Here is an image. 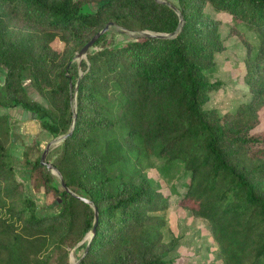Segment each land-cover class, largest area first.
Returning <instances> with one entry per match:
<instances>
[{
    "label": "trees",
    "instance_id": "1",
    "mask_svg": "<svg viewBox=\"0 0 264 264\" xmlns=\"http://www.w3.org/2000/svg\"><path fill=\"white\" fill-rule=\"evenodd\" d=\"M87 1L4 0L14 18L39 29L25 42L0 36L6 91L20 88L21 71L29 70L53 108L35 101L23 107L53 138L70 129L77 84L75 124L54 166L68 189L98 210L95 234L78 264H171L175 242L164 237L162 193L143 174L138 181L108 174L136 149L185 163L190 182L178 203L207 221L220 264H264V136L254 131L264 107V0H177L179 14L156 0H101L84 11ZM206 7L230 17L229 33L255 36L257 50L247 45L244 58L250 98L231 112L203 107L221 85L206 70L224 48L220 22ZM130 19L137 32L121 43L102 44L101 35L81 61L80 77L73 78V54L51 46L71 37L79 51L96 33L81 38V32L108 22L131 28ZM139 31L176 32L157 38ZM112 108L127 126L120 140L101 135L118 122ZM9 117L0 114V264H48L49 244L65 259L93 228V206L54 187V176L37 160L32 187L56 193L61 208L35 213L9 160Z\"/></svg>",
    "mask_w": 264,
    "mask_h": 264
},
{
    "label": "rangeland",
    "instance_id": "2",
    "mask_svg": "<svg viewBox=\"0 0 264 264\" xmlns=\"http://www.w3.org/2000/svg\"><path fill=\"white\" fill-rule=\"evenodd\" d=\"M165 1L174 6L177 5V0ZM101 2V0H89L86 2L83 10L96 9ZM206 8L220 22L219 36L224 38V48L215 55V66L206 70L210 79L212 81L218 80L221 85L217 90L209 94L203 107L216 108L220 113L231 112L240 103L247 102L250 98L244 78V58L247 55V45L252 47V53L257 50L256 41H254L255 36L252 32H249L245 38L229 33L233 25L230 17L226 13L215 12L211 11L209 7ZM128 25L131 28L115 24L110 25L107 31L104 32L106 34L101 43H121L122 41L130 39L137 32L134 29L136 23L133 19H130ZM104 26L101 25L92 31V33L85 34L81 32L80 37L91 36ZM38 29V27L23 19L14 18L9 10V5L4 0H0L1 37L5 40L14 41L15 43L25 42L27 39H33L35 31ZM78 45L71 37L68 41H62L56 38L51 43L52 48L58 52L63 53V51H66V55L73 54V58L69 63L72 66L77 65L72 69L73 78L76 77L77 73L80 77V73H82L80 63L86 59L87 55L81 59L75 57L79 49ZM7 72L6 64L0 63V102H11L17 99L21 103L15 107L0 106V114L9 115V111L12 108H16L21 113L26 110L23 104L27 101H35L47 108H53V105L50 104L46 95L35 88L33 78L27 69L21 71L20 88L18 87L12 94H9L4 87ZM76 85L72 98V109L74 110ZM110 115L117 118L118 122L111 129L103 131L101 135L117 137L120 140L127 126L120 117V114L117 113V109L112 108ZM259 115V123L254 131L264 136V107L261 109ZM9 125L11 132V141L8 146L9 160L13 166L15 176L21 185L22 194L32 202L33 205L31 207H33L37 214L59 210L61 208L59 196L52 191L34 190L30 176L34 170V164L37 160L40 162L44 149L53 137L41 127L37 118H29L22 121L10 116ZM62 141L50 145L45 162L54 165L62 153ZM41 165L45 166L44 164ZM50 172L54 176L52 181L53 186L56 188L59 187L60 180L58 175L53 171ZM108 174L113 178L120 176L124 179H133L136 181L143 174L148 178L152 186L162 193L164 202L167 204L166 213H169L168 224L163 229L164 237L166 240L170 239L175 242L168 255L171 264L221 263L218 259L217 249L210 235L207 221L201 217L194 216L188 207L181 206L178 203L190 182V170L186 168L182 160L167 161L164 157L156 153L146 154L142 150L136 149L126 155L122 161L112 165L109 168ZM112 190H114V187H112ZM88 234L69 251L65 259H61L53 244H49L47 250H45L48 264H73V262L83 255L88 246Z\"/></svg>",
    "mask_w": 264,
    "mask_h": 264
},
{
    "label": "water",
    "instance_id": "3",
    "mask_svg": "<svg viewBox=\"0 0 264 264\" xmlns=\"http://www.w3.org/2000/svg\"><path fill=\"white\" fill-rule=\"evenodd\" d=\"M158 2H162V3H165L167 4L169 7H171L172 9H174L178 14V10L177 8L165 1V0H156ZM181 23H182V18L180 17L179 19V24H178V27H177V30L179 29V27L181 26ZM112 25L111 22H108L103 28H101L99 31H97L81 48L80 50L76 53V58L77 59H81L83 56H85L87 54V51L88 49L94 44V42L104 33L107 31L108 27ZM176 32V31H175ZM175 32L173 33H151V32H147V31H139L138 34L141 35V36H151V37H157V38H167V37H170L172 36L173 34H175ZM9 115L16 118V119H19V120H26V119H29V118H34L35 117V114L32 113L31 111L29 110H25V111H22L21 113H19L17 111L16 108H12L10 109L9 111ZM75 119H76V114H75V110L73 109V115H72V124L70 126V129L69 131L66 133V134H63L59 137H56V138H53L46 146V148L44 149L42 155H41V158H40V163L41 164H44L46 166V168L49 170V171H53L55 172L58 177H59V180H60V185L62 186V188L70 193L71 195H73L75 198H78L80 200H82L83 202L89 204L90 206H93V209H94V218H95V222H94V226L93 228L91 229L90 231V234H89V241L91 240V238L93 237V235L95 234V231H96V223H97V218H98V210L97 208L92 204V201L89 200L88 198H85L83 196H80L72 191H70V189H68V187L65 185L62 177H61V174L58 172V170L55 168V166L51 163H48V162H45V157H46V154L48 152V149L50 147L51 144L53 143H56L58 141H62V140H65L68 136H70V134L72 133V129L74 127V124H75ZM88 247V246H87ZM85 249L83 255L78 259L76 260L75 262H73V264H78L82 258L84 257V255L87 253V248Z\"/></svg>",
    "mask_w": 264,
    "mask_h": 264
},
{
    "label": "crops",
    "instance_id": "4",
    "mask_svg": "<svg viewBox=\"0 0 264 264\" xmlns=\"http://www.w3.org/2000/svg\"><path fill=\"white\" fill-rule=\"evenodd\" d=\"M167 214V213H166ZM168 217H169V213L167 214V224H168Z\"/></svg>",
    "mask_w": 264,
    "mask_h": 264
},
{
    "label": "bare ground",
    "instance_id": "5",
    "mask_svg": "<svg viewBox=\"0 0 264 264\" xmlns=\"http://www.w3.org/2000/svg\"><path fill=\"white\" fill-rule=\"evenodd\" d=\"M88 237H89V234H88Z\"/></svg>",
    "mask_w": 264,
    "mask_h": 264
}]
</instances>
